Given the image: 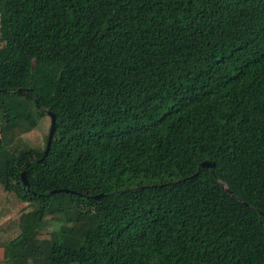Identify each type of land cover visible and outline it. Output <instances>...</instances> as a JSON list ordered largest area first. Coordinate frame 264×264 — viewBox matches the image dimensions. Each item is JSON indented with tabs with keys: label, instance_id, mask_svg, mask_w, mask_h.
I'll list each match as a JSON object with an SVG mask.
<instances>
[{
	"label": "trees",
	"instance_id": "1",
	"mask_svg": "<svg viewBox=\"0 0 264 264\" xmlns=\"http://www.w3.org/2000/svg\"><path fill=\"white\" fill-rule=\"evenodd\" d=\"M0 43L1 261L264 264V0H0Z\"/></svg>",
	"mask_w": 264,
	"mask_h": 264
},
{
	"label": "rangeland",
	"instance_id": "2",
	"mask_svg": "<svg viewBox=\"0 0 264 264\" xmlns=\"http://www.w3.org/2000/svg\"><path fill=\"white\" fill-rule=\"evenodd\" d=\"M1 46V43H0ZM50 128V118L46 113L39 120L37 126L28 133L19 136L17 144L24 143L28 147L44 149L45 138L48 136ZM29 211L26 204L19 201L13 194L7 193L0 186V246L7 244L11 239L17 236L18 218ZM55 224L51 222L50 217H46L45 226L38 232L39 239H49L51 232L54 230ZM0 264H9L0 260Z\"/></svg>",
	"mask_w": 264,
	"mask_h": 264
},
{
	"label": "water",
	"instance_id": "3",
	"mask_svg": "<svg viewBox=\"0 0 264 264\" xmlns=\"http://www.w3.org/2000/svg\"><path fill=\"white\" fill-rule=\"evenodd\" d=\"M46 115H48V117L50 118V128H49V132H48V136H47V141H46V146H45V150L43 152V157L41 158V160L46 156V154L48 153L49 151V148H50V144H51V140H52V137H53V134H54V129H55V117L53 114H51L50 112H46ZM40 160V161H41ZM200 167L201 168H214L215 167V163L213 162H208V161H204L200 164ZM196 175V174H195ZM21 181L22 183L24 184V186L28 187V184H27V180H26V177H25V171H23L21 173ZM221 186L227 190L224 186V184L221 183ZM58 192H61V193H68L67 190H60ZM101 195L99 196H95L94 198L98 199L100 198Z\"/></svg>",
	"mask_w": 264,
	"mask_h": 264
}]
</instances>
